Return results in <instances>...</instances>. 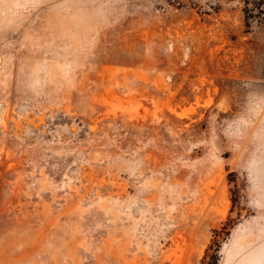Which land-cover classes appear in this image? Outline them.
<instances>
[{"label":"rangeland","instance_id":"1","mask_svg":"<svg viewBox=\"0 0 264 264\" xmlns=\"http://www.w3.org/2000/svg\"><path fill=\"white\" fill-rule=\"evenodd\" d=\"M244 7L0 0V264H264Z\"/></svg>","mask_w":264,"mask_h":264},{"label":"trees","instance_id":"2","mask_svg":"<svg viewBox=\"0 0 264 264\" xmlns=\"http://www.w3.org/2000/svg\"><path fill=\"white\" fill-rule=\"evenodd\" d=\"M245 7V20L246 26L250 28L251 24L261 20L264 17V0H244ZM65 123V122H64ZM220 246L214 248V250H210L205 252V257L203 258V262H205L207 257H210L211 260L207 261V264H217L218 254L220 252Z\"/></svg>","mask_w":264,"mask_h":264}]
</instances>
